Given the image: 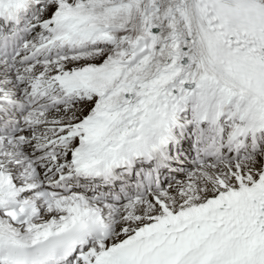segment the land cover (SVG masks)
<instances>
[{"label": "snow or ice", "instance_id": "obj_1", "mask_svg": "<svg viewBox=\"0 0 264 264\" xmlns=\"http://www.w3.org/2000/svg\"><path fill=\"white\" fill-rule=\"evenodd\" d=\"M0 264H264V0H0Z\"/></svg>", "mask_w": 264, "mask_h": 264}]
</instances>
